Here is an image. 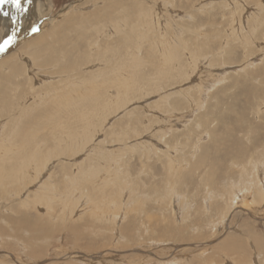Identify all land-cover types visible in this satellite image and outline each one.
<instances>
[{
    "label": "rangeland",
    "instance_id": "rangeland-1",
    "mask_svg": "<svg viewBox=\"0 0 264 264\" xmlns=\"http://www.w3.org/2000/svg\"><path fill=\"white\" fill-rule=\"evenodd\" d=\"M70 5L74 8L67 11L69 15L61 14ZM27 7V13L19 14L16 42L0 52V98L4 104L15 103L10 104L6 115H0V136L11 137L15 125H23L21 130L42 121L44 126L38 132L44 154L59 147V143L67 149L70 141L78 153L63 150L51 160L38 182L29 181L30 188L22 190V198L30 193L33 196L29 195V208L21 207L15 198L6 209L9 215H3L5 208H1L0 221L5 220L7 225L0 222V264H264V200L261 196L256 201L238 196L231 206L226 203L230 197L225 189L240 182L243 171L264 183V0H32ZM10 9L15 8L4 5L8 16L0 12V43L16 28ZM118 11L128 17L129 24L135 21L134 26H127L130 37L134 31L141 33L133 37L141 48L138 43H129L130 55L141 58L143 64L132 56L131 62L126 60L128 44L111 28L117 22L125 25L123 18L119 21ZM53 18L55 29L49 27ZM37 22L41 31L31 33ZM92 24L97 28L92 30ZM42 32L45 34L38 35ZM175 50L179 52L178 67L175 65L167 79H161L155 71L164 68L167 58L163 54ZM60 51L67 53L66 57ZM60 57L69 64H78L69 72L74 77L67 79V74L60 73L65 71ZM151 61L153 64L147 63ZM100 72L106 77L100 76L99 83L94 84L97 87L92 88V77ZM108 76L116 79L115 88L106 83L102 89V81ZM123 76L126 82H121ZM144 77L150 78L154 90L149 83L145 87L144 81L137 83ZM79 92L91 97L97 92L101 95L92 97L94 100L88 96L96 105L86 103L88 108L86 104L83 108L76 98ZM164 98L168 100L162 101ZM38 100L43 101L36 104ZM57 102L68 103V107L61 104L62 108L55 111ZM108 102L109 111L116 107L114 112H108ZM178 102V108L171 105ZM8 103L4 108H9ZM17 103L30 112L23 109L25 114L17 117ZM89 107L93 109L89 111ZM15 118L21 119L13 121ZM6 120L11 126L3 130ZM173 138L175 143L170 142ZM29 139H33L31 135ZM2 141L0 147L4 148ZM127 147L133 151H126ZM111 150L117 153L115 157ZM169 154L174 165L182 160L184 169L170 167ZM113 158L119 159L120 165L115 166ZM200 160L206 161L197 168ZM111 162L115 164L111 166ZM73 172L80 177L74 187L65 179ZM53 173L55 178L50 184L57 186V191L50 193L54 194L52 206L47 199L42 204L34 203L38 200L33 190L41 191L42 183ZM113 176H121L124 185L115 183L104 188L108 181L113 184ZM208 188L220 198L224 195V200L210 201L213 195L208 197ZM168 189L184 191L190 200L185 204L191 208L186 221H180L185 207L175 194L166 202L161 200ZM64 200L81 203L72 206L67 202L65 206L67 203H60ZM44 202L50 205L49 211ZM243 205L259 220L242 212ZM142 207L155 219L149 221ZM121 229L131 233L127 235ZM232 241L241 244L235 255L222 250Z\"/></svg>",
    "mask_w": 264,
    "mask_h": 264
},
{
    "label": "bare ground",
    "instance_id": "bare-ground-1",
    "mask_svg": "<svg viewBox=\"0 0 264 264\" xmlns=\"http://www.w3.org/2000/svg\"><path fill=\"white\" fill-rule=\"evenodd\" d=\"M114 1V0H113ZM116 1V0H115ZM140 1V0H139ZM150 5V4H149ZM150 7H152V5L150 6ZM73 9L74 7H73V5H70L66 10H64L63 12H61V14L63 13H65L66 15L68 14L67 13V11L69 10V9ZM143 8V7H142ZM145 8H147L146 6H145ZM148 9H150L149 8V6H148ZM10 10H12V15L14 16H17L18 17V19H17V22H16V28H19V24H20V15H19V13H17L16 12V9H10ZM142 11H145V10H142ZM146 11H148V10H146ZM150 11V10H149ZM69 12V11H68ZM118 14H120L121 16H118L119 18H121L119 21H122V18H123V22L125 23V25L123 24V23H115L114 24V26L113 27H111V28H114V30H115V33H117L118 35H119V37L122 39V41H124L125 43H127L128 44V47L127 48H125V49H127V50H125L126 51V53L127 54H125V56H127L128 58H126V60H128L129 59V61L131 62V56H132V58H135V61L136 62H138V64H140V63H144L143 61H142V59L141 58H138V56H135V55H130L131 54V52H130V45H132V44H130V43H138V46H139V48H141L142 47V45H141V43L140 42H138L137 40H135L133 37L135 36V35H137V36H140V32L139 31H134L133 33H132V37H130V33H129V31H128V25L130 26H134L133 25V23L135 22V21H133L131 24H129L128 23V17H125V16H123V14H121L120 13V11H118L117 12ZM142 14V13H141ZM69 15V14H68ZM144 15H146V14H144ZM253 15V14H252ZM60 16H62V15H60ZM142 16V15H141ZM144 18H145V16H144ZM140 20H141V17L139 18ZM143 19V18H142ZM55 19L53 18V19H51L50 20V23H51V25L49 26V27H54L55 26V21H54ZM139 21V20H138ZM142 22V21H141ZM139 23V22H138ZM137 23V24H138ZM40 24V22H37V25H39ZM142 24V23H141ZM141 24H139V25H141ZM258 24H260V25H263V23L262 22H259ZM59 25V24H58ZM45 27V26H44ZM44 27H42V28H44ZM90 28H92V30H94V29H96L97 27H95L93 24L91 25V27ZM54 29H55V27H54ZM113 30V29H112ZM111 30V31H112ZM41 31V30H40ZM52 31V30H51ZM110 31V30H109ZM54 32H55V30L52 32V34H54ZM43 34H41V33H39L38 35H44L45 33L44 32H42ZM113 34V33H112ZM115 35V34H114ZM49 36H51V35H49ZM48 36V37H49ZM111 36V35H110ZM110 36H108V37H110ZM53 37V35L51 36V37H49V38H52ZM107 37V38H108ZM111 38V37H110ZM45 40V39H44ZM130 42V43H129ZM152 43V42H151ZM155 46V45H154ZM173 46V45H172ZM153 47V46H152ZM54 48H56V47H54ZM155 48V47H154ZM154 48L151 50L152 52H154ZM156 50V49H155ZM63 51V50H62ZM62 51H60V52H62ZM129 51V52H128ZM150 51V52H151ZM176 51V52H175ZM175 51H173L172 53H170V54H168V55H166L165 53L163 54V56L164 57H166L167 58V62L165 61V65H166V63H167V66H166V68H165V65H164V68H162L161 70H159V69H157L156 71H155V73H157V75L162 79H167L169 76H170V74H171V71L175 68V65H176V67H178L177 65L178 64H176L177 63V61H178V59H179V52L177 51V50H175ZM150 52L148 53V55L150 54ZM63 53V55L66 57V55H67V53L65 54L64 52H62ZM112 53H115V52H112ZM129 53V54H128ZM150 56V55H149ZM33 57V56H32ZM39 57V56H38ZM38 57H33L34 59L35 58H38ZM71 59V58H70ZM148 59V58H147ZM59 60L62 62V66H63V69L65 70V71H62V72H60V73H65L64 75L66 76V74H67V79H70V78H72V77H74V75H70L69 74V72H71V66H73L74 68L75 67H77V63L75 64H73V62H71L70 64L69 63H67V62H65L64 60H62V57H60L59 58ZM156 60H158V59H156ZM72 61V60H71ZM148 61V60H147ZM157 62V61H156ZM147 63H151V64H153L152 63V61L151 62H147ZM129 64H131V63H129ZM128 64V65H129ZM137 64V65H138ZM173 65V66H172ZM120 66V65H119ZM144 66V65H143ZM143 66H141V67H143ZM64 67H66V68H64ZM140 67V68H141ZM119 68V67H118ZM126 68V67H125ZM122 69H124V68H122ZM142 69V68H141ZM165 69V70H164ZM116 70V69H115ZM140 70V69H139ZM105 70H103V72H104ZM113 71H114V69H113ZM130 71H131V68H130ZM134 71V70H133ZM136 71V70H135ZM141 71V70H140ZM137 72H138V70H137ZM12 73V72H11ZM11 73H10V76H12L11 75ZM119 73H121V72H119ZM119 73H115L114 72V75L115 74H118L119 75ZM123 73H125V72H122V75H124ZM127 73V72H126ZM132 73V72H131ZM98 74V73H97ZM109 74V73H108ZM107 74V75H108ZM128 74V73H127ZM133 74V73H132ZM136 74H138V73H136ZM135 74V75H136ZM105 76V74L103 73H101L100 72V74L98 75V77H92L93 78V81L94 82H92L91 83V85H92V88H95V87H97V86H94V84H98L99 82H98V80L97 79H100L99 77L100 76ZM111 75H113V74H111ZM134 75V76H135ZM72 76V77H71ZM97 76V75H96ZM126 76V75H125ZM106 77V76H105ZM109 77V76H108ZM107 77V78H108ZM124 77V76H123ZM130 77H132V75L130 76ZM129 77V78H130ZM136 77V76H135ZM107 78H105V82L104 81H102L103 83H102V89L103 88H105V86H106V83L107 84H109V87H110V85H111V83H112V87L113 88H115V82H116V79L114 80V79H111V77H109L108 79ZM119 78V77H118ZM142 78V77H141ZM144 79H145V77H144ZM120 80H121V78H120ZM61 81H63V82H65V80H61ZM127 81V78L126 77H124L122 80H121V82H126ZM137 83H140L141 84V81H144V82H142L143 84H144V87L148 84V86H151L153 83L151 82L150 83V78L149 77H147L145 80H138L137 79ZM83 82L84 83H86V80H83ZM98 82V83H97ZM101 82V81H100ZM128 82H131V81H128ZM132 82H134V81H132ZM125 84V83H124ZM128 84V83H127ZM127 84H126V87H127ZM118 85H120V84H118ZM123 85V84H122ZM121 85V86H122ZM129 85V84H128ZM132 85V84H131ZM130 85V86H131ZM130 86H128V87H130ZM141 85H139V87H140ZM134 87V86H133ZM138 87V88H139ZM143 87V88H144ZM117 88H119V87H117ZM123 88H125L124 86L123 87H120L119 89V91H121V90H123ZM141 88V87H140ZM139 88V89H140ZM151 88H152V86H151ZM127 89V88H126ZM132 89H134V88H132ZM148 89H149V87H148ZM93 90V89H92ZM152 90H154V88H152ZM104 91V90H103ZM56 92V91H55ZM54 92V93H55ZM59 92V91H58ZM72 92V90H70V93ZM109 92H110V89H109ZM109 92H107V93H109ZM138 92V91H137ZM154 93H155V91H153ZM94 93V92H93ZM128 93H130L129 91H128ZM128 93H126L125 94V96L128 94ZM132 93V92H131ZM46 94V93H45ZM97 94H98V92H97ZM97 94H95V95H97ZM135 94H137V93H135ZM139 94V93H138ZM153 94V93H152ZM40 95V93L37 95V96H39ZM51 95V94H50ZM71 95V94H70ZM91 94H86V93H84V95H83V92H79V94H77V96H76V98L77 99H79L80 101H81V104H82V106L81 107H83V108H85V105L83 106V104H86V103H90V105L89 106H91L92 105V103H94L95 105H96V102H94L93 100V98L92 97H94L95 95L93 94V96L91 97L90 96ZM99 95V94H98ZM101 95V94H100ZM99 95V96H100ZM103 95H104V93H103ZM133 95V94H132ZM141 95H142V93H141ZM149 95V94H148ZM174 95H177V93L176 94H169L168 96L169 97H172V96H174ZM42 96V95H41ZM44 97L46 96V95H43ZM42 96V97H43ZM51 96H54V95H51ZM51 96H49L50 98H52ZM88 96H90L93 100L91 101V98H90V100H88ZM36 97V96H35ZM47 97H48V95H47ZM104 97H106V95H104ZM103 97V98H104ZM115 97V96H114ZM119 97V96H118ZM128 97H130V95L128 96ZM128 97H127V100H128ZM37 98V97H36ZM62 98V97H61ZM74 97L72 96L71 97V99H73ZM95 98H98V97H95ZM102 98V97H101ZM100 98V102H101V100H103V98L101 99ZM123 98V97H122ZM42 99V98H41ZM40 99V100H41ZM58 99V98H57ZM57 99H55V100H57ZM60 99V98H59ZM99 99V98H98ZM120 99H121V97H120ZM4 100V99H3ZM1 98H0V115L1 114H4V115H6L5 113H6V111L8 110V109H10V107L12 106V105H15V103L14 104H12L11 102H7L8 104H9V108H4L6 105H7V103L6 104H4V101H3ZM63 100V99H62ZM61 99H60V101H62ZM163 100H168L167 98H164V99H162V101ZM9 101V100H8ZM15 101V100H14ZM43 101V100H42ZM41 101V102H42ZM60 101H58V102H60ZM74 101V100H73ZM80 101L78 102V103H80ZM106 101V100H105ZM104 101V102H105ZM115 101V100H114ZM113 101V102H114ZM123 101V100H122ZM129 101V100H128ZM131 101H132V99H131ZM169 101H170V99H169ZM39 100H38V102L36 103V104H38V103H41ZM58 102L56 103V105H55V108H54V110L55 109H57V110H55V111H59V109H60V105L62 104V105H64V108L65 107H68V103L67 104H63V102H61V104H58ZM35 103V102H34ZM71 103H73V102H71ZM70 103V104H71ZM78 103L76 104V106H78ZM109 103V102H108ZM107 103V104H108ZM10 104H12L11 106H10ZM18 104V103H17ZM16 104V105H17ZM19 104H20V108H19ZM18 104V108L20 109V110H18L15 106H13L14 108H16L18 111V114H19V116H17V117H21L20 115H24L25 113H22L25 109H26V111H28V113L30 112V109H28L27 110V108L26 107H24V108H22L21 107V103H19ZM69 104V105H70ZM80 104V105H81ZM88 104H86V107H87V105ZM168 104V103H167ZM53 105V106H54ZM73 105V104H72ZM100 105V104H99ZM113 105H114V103H113ZM115 105H117V104H115ZM128 105H130V104H128ZM171 105L172 106H175L176 105V108H178V106H179V102L178 103H171ZM26 106H27V104H26ZM37 106V105H36ZM101 106H102V104H101ZM110 106V103L108 104V106H106L107 107V110H108V107ZM119 106V105H118ZM131 106V105H130ZM129 106V107H130ZM70 107V106H69ZM92 107H94V105H92ZM90 108L89 107V111H90V109L92 110L93 108ZM100 107V106H99ZM121 107H122V104H121ZM28 108H30V106L28 107ZM31 108H32V106H31ZM33 108L35 109V107L33 106ZM62 108V107H61ZM73 108V107H72ZM71 108V109H72ZM79 108V107H78ZM88 108V107H87ZM86 108V109H87ZM95 108H96V106H95ZM101 108V107H100ZM102 108H104V107H102ZM114 108H116V107H113V108H110V111H111V109H113V112H114ZM24 109V110H23ZM66 109V108H65ZM69 109V108H68ZM99 109V108H98ZM105 109V108H104ZM118 109V108H117ZM117 109H115V110H117ZM120 109V108H119ZM118 109V111H120ZM123 109V108H122ZM47 110V109H46ZM53 110V109H52ZM52 110H51V112H52ZM79 110V109H78ZM81 110V109H80ZM96 110H97V108H96ZM107 110H104V111H107ZM16 111V110H15ZM14 111V112H15ZM25 111V112H26ZM61 111V110H60ZM64 111V110H63ZM99 111H100V109H99ZM103 111V112H104ZM109 110H108V112H110ZM13 112V113H14ZM50 112V111H49ZM62 112V111H61ZM60 112V113H61ZM64 112H66V111H64ZM95 112H97V111H95ZM112 112V111H111ZM110 112V113H111ZM116 112V111H115ZM121 112V111H120ZM47 114H48V112H46ZM99 113V112H98ZM118 113V112H117ZM117 113H115V114H117ZM9 114V113H8ZM50 114V113H49ZM114 114V113H113ZM114 114V115H115ZM129 114H130V112H129ZM15 115V114H14ZM17 115V114H16ZM53 115V114H52ZM55 115V114H54ZM53 115V116H54ZM80 115H82V114H80ZM9 116V115H8ZM51 116V115H50ZM48 116L49 118H51V117H53V116ZM85 116H86V114H85ZM89 116H91V115H89ZM11 117V116H10ZM13 117V116H12ZM48 117H46V118H48ZM82 117V116H81ZM87 117V116H86ZM86 117H85V119H86ZM115 117V116H114ZM21 118H18V120L15 118V120L13 119V121H19ZM53 119H55L54 117H53ZM80 119V118H79ZM83 119V118H82ZM51 120H52V118H51ZM9 121V120H8ZM10 121H12V120H10ZM44 121V120H43ZM55 121V120H54ZM53 121V122H54ZM46 122V121H45ZM18 123V122H17ZM16 123V124H17ZM44 122H39L36 126H33V127H30V128H25V129H21L20 130V128L23 126H21V125H15V130L14 129H11L12 131L14 130L15 132L13 133V135L12 134H10V136L11 137H9V138H7V137H1L0 136V143H1V139L3 140L2 141V143L3 144H5V146H4V148H1L0 147V201H2L1 202V204H0V210H1V208L2 207H4L5 209L3 210V212H1L3 215H9V214H5V212L6 213H8V211H6V209L7 208H9V207H11L14 203V198L18 201V203H19V205L21 206V207H23V208H25V209H27V208H29L30 207V205H31V200H30V198H29V195H30V197L32 196L31 195V193L29 194V195H26L25 196V198H22L23 197V193H24V191H22L23 190V188H26V187H28V183H30L29 181H31V182H38L40 179H41V177H42V175L44 174V171H46L45 169H47L46 167L48 166V164L50 165L51 164V160L53 159V158H55L57 155H60V154H62V152H63V150H67L69 153L70 152H74V154L75 155H77V153L78 152H76L72 147H73V143H71V141H70V144L67 146L66 144V148L67 149H65L64 147V143H63V141H64V139H62L61 138V136L63 135H59L60 136V138H61V140H63L62 141V143H63V145H60L61 143H59V147H56V148H54V149H52L53 151H51V152H48L49 154L48 155H46V154H44L43 153V149H41L42 147H41V145H39V143H40V138H39V132H38V130L40 131V127H42V125L44 126V124H43ZM23 124V123H22ZM46 124H47V122H46ZM7 125H10V123H8L7 122V120H6V122H4L3 123V130H5L6 129V127H8ZM11 126V125H10ZM18 126H19V128H18ZM54 126V125H53ZM12 127H13V125H12ZM24 127H25V125H24ZM195 128H198V123H195ZM10 129V128H9ZM43 130V129H42ZM196 129H195V131L193 132L194 134L193 135H191L193 138H194V136H195V133H196ZM11 132V131H10ZM9 132V133H10ZM27 132H29V133H27ZM55 133V132H54ZM53 133V134H54ZM50 134V133H49ZM90 134V133H89ZM30 135H31V138H33V139H29V137H30ZM57 134H54L53 136H56ZM59 136H58V138H59ZM68 136V135H67ZM70 136V135H69ZM68 136V139L70 138ZM46 137H47V135H46ZM176 138L179 140V136H176ZM200 138V137H199ZM53 139V138H52ZM52 139H50V141H53ZM55 139V138H54ZM49 140V139H48ZM56 140V139H55ZM200 141H201V138L199 139ZM204 140V139H203ZM212 140V139H211ZM58 141V140H57ZM59 141H60V139H59ZM73 141V140H72ZM173 141V142H172ZM55 142V141H54ZM170 142L171 143H175L176 142V140H174V138L173 139H171L170 140ZM188 141H186V143H187ZM76 143V142H75ZM119 143V142H118ZM142 144V143H141ZM180 144V143H179ZM206 144V143H205ZM43 145V144H42ZM56 145H58V143L56 144ZM120 145V144H119ZM169 145V144H168ZM173 145V144H172ZM178 145V144H177ZM180 145H182V144H180ZM193 145V144H192ZM198 145V144H197ZM2 146V145H1ZM63 146V147H62ZM126 146H129V145H125V147ZM154 146V145H153ZM171 146V145H170ZM187 146V145H186ZM64 148V149H62V148ZM77 147V146H76ZM79 147V146H78ZM155 147V146H154ZM198 147H199V145H198ZM51 148V147H50ZM72 148V149H71ZM103 148V147H102ZM127 148H129V149H127ZM126 148V151L127 150H131L132 149V151H133V148H130V147H127ZM176 148V147H175ZM194 149V148H193ZM104 150V149H103ZM106 151H107V149H105ZM157 151V150H156ZM161 151V150H160ZM195 151V150H194ZM193 151V152H194ZM198 151V150H197ZM110 152V151H109ZM117 152V151H116ZM120 153L122 152V151H119ZM138 152V151H137ZM165 152V151H164ZM168 152V151H167ZM108 153V152H107ZM111 154H113V157H115L114 155L115 154H117V153H113L112 152V150H111V152H110ZM210 153V152H209ZM110 154V155H111ZM180 154H181V152H180ZM180 154H178V155H180ZM206 154H207V152H206ZM205 154V152H204V155H206ZM109 154H107V156H108ZM188 155V154H187ZM204 155H201L200 157H205ZM106 156V155H105ZM168 156V159H167V164L168 165H170V167H174V169L175 170H180V168L182 169L183 168V164H182V166H181V161L179 162L178 161V163H176L175 165H174V160H173V158L172 157H170V154L169 155H167ZM173 156V155H172ZM186 156V155H185ZM189 156V155H188ZM108 157H110V156H108ZM179 157V156H178ZM107 158V157H106ZM182 159V158H181ZM106 160V159H105ZM110 160V159H109ZM108 160V161H109ZM107 161V160H106ZM106 161H105V163H106ZM112 161H116V164H115V162L113 163V164H115V166L116 165H120V160L119 159H117V158H113V160ZM204 161H206V160H200V161H198V162H196V166H197V168H199V167H201L202 165H203V163H204ZM109 162H107L106 164H108ZM112 164V162H111V166L113 165ZM76 165V164H75ZM110 165V164H109ZM186 165H188V164H186ZM262 165L264 166V163H262ZM114 166V167H115ZM179 166V168H177ZM110 167V166H109ZM116 168V167H115ZM121 168V167H120ZM196 168V169H197ZM184 169V168H183ZM187 169H188V167H187ZM195 169V170H196ZM118 170H120V169H118ZM117 170V171H118ZM173 170V169H172ZM109 171H110V169H109ZM171 171V170H170ZM259 171V170H258ZM51 172V171H50ZM83 173V172H82ZM116 173V172H115ZM244 173V171L242 172V177L240 176V179H241V181L240 182H236V183H234V184H230L231 186H229V185H226V186H228V187H226L225 189H226V193L228 194V197H230V198H228L229 199V201L228 200H226V203H228V205L229 204H232L231 206H233V204H235L237 201H238V196H241L242 198H244V197H247V198H250V199H253L254 201H256V199L258 198V196H261V200H264V183H262L261 181H257V178L255 177V176H253V174L252 175H248V173H245V174H243ZM112 174V173H111ZM111 174H109L110 176H111ZM240 174H241V172H240ZM71 174H69L65 179H67V180H70L68 183H69V185H71L72 187H74V186H76L77 185V179L79 180V174L78 173H76V172H73L72 173V176H70ZM98 175V174H97ZM118 175V173L116 174V176ZM121 175V174H120ZM174 175V174H173ZM108 176V175H107ZM109 176V177H110ZM115 176V175H114ZM113 176V177H114ZM123 176V175H122ZM251 176V177H250ZM112 177V178H113ZM120 177L121 176H119V178H115V180L113 181V184H110L111 183V181L109 182L108 181V185H105V187L104 188H108L107 186H111L112 185V187H113V185L116 183V185H119V184H121V186L122 185H124L123 184V182H121V180H120ZM181 177V176H180ZM179 177V178H180ZM55 178V176H54V173L53 174H51L50 175V177L48 178V179H46L47 180V182H46V180L42 183V186L40 187V189H41V191L39 190V192H35L36 191V189L35 190H33V189H31V190H33L34 192H32L33 194H35L34 196H35V199H37L38 201H36V202H34V203H37V204H42L43 202V200H45V199H47V201L50 203V205H51V201H53V199H52V196L54 195V194H50V193H55L56 191H57V186H53L52 184H50L52 181H53V179ZM108 178V177H107ZM123 180V179H122ZM176 180H177V176H176ZM42 181V180H41ZM174 181V180H173ZM178 182V181H177ZM177 182L175 183V184H177ZM128 183V182H127ZM34 184V183H33ZM129 184V183H128ZM131 184V183H130ZM37 185V184H36ZM79 185H81V184H79ZM127 185V184H126ZM209 185V184H208ZM78 186V185H77ZM97 186H100L101 187V185H97ZM133 186V185H132ZM37 187V186H36ZM94 187V186H93ZM169 187V186H168ZM177 187V186H176ZM181 187V186H180ZM28 188H30V187H28ZM31 188H32V186H31ZM75 188H77V187H75ZM97 188V187H96ZM95 188V189H96ZM102 188V187H101ZM104 188H103V190H104ZM134 188V187H133ZM171 188V187H170ZM183 188V187H182ZM74 189V188H73ZM79 189V188H78ZM94 189V190H95ZM181 189V188H180ZM77 190V189H76ZM98 190V189H97ZM101 190V189H100ZM72 191V190H71ZM70 191V192H71ZM96 191V190H95ZM102 191V190H101ZM100 191V194L102 193ZM181 191H183V190H181ZM236 191H237V193H236ZM28 193L30 192V191H27ZM74 192H76V191H74ZM78 192V191H77ZM80 192H81V190H80ZM99 192V191H98ZM171 191H169V189H168V191L165 193V196H166V198L165 197H163V198H161V200L162 201H164V202H166V200H168V198H170V197H172V194L174 195H176L177 196V198L179 199L178 201L180 202V205H182V206H184L185 207V211H183V214H182V218H181V220L180 221H186L188 218H189V216H191V211H190V207L189 208H186L187 206H189V205H185V204H188V203H190V200H188V198L185 196V194H184V191L183 192H181L180 193V190H179V193L177 192V193H175V191H173L172 190V192L170 193ZM208 197H210V196H212V198H210V201H212L213 199H222V200H224V198H225V196L224 195H222L221 196V198H220V194L219 195H217V193H215V191H214V189L212 188V189H210V188H208ZM213 193V194H212ZM25 195V194H24ZM85 195V194H84ZM89 195V194H88ZM226 195V194H225ZM14 196V197H13ZM79 196H81V194L79 195ZM91 196V195H90ZM89 196V197H90ZM95 196H96V194H95ZM99 196V195H98ZM122 196V195H121ZM124 196V195H123ZM219 196V197H218ZM33 197V196H32ZM81 197H83V196H81ZM110 197V196H109ZM131 197V196H130ZM126 198V197H125ZM74 199H76V198H74ZM78 199V198H77ZM84 199V198H83ZM101 199V198H100ZM150 199V198H149ZM239 199H241V198H239ZM15 200V201H16ZM33 200H34V198H33ZM50 200V201H49ZM69 200V199H68ZM68 200H64V201H61L60 203H62L63 202V204H65V203H71V205L73 206V204H75V202L76 201H73L74 203H72V202H70V201H68ZM114 200V199H113ZM148 200V198H146V200L145 201H147ZM46 201V202H47ZM72 201V200H71ZM78 201V200H77ZM88 201V200H87ZM91 202H93L92 200H90ZM89 201V202H90ZM115 201V200H114ZM171 201V200H170ZM205 201H207L206 199H205ZM246 201H248V200H246ZM246 201H244V202H246ZM46 202H44L45 204H46ZM57 203H59V202H57ZM68 203L67 204H65V206H67L68 205ZM79 203H81L80 201H79ZM78 202H76V205L77 204H79ZM114 203V202H113ZM248 203V202H247ZM246 203V204H247ZM253 203H255V202H253ZM56 204V203H55ZM103 204V203H102ZM262 204V203H261ZM46 205H48V211L50 210V205L49 204H46ZM53 205H54V203H53ZM71 205H69V206H71ZM80 205V204H79ZM91 205V204H90ZM92 205H93V203H92ZM98 205H100L99 203H98ZM114 205H116V204H114ZM245 205V204H244ZM243 205V207H241L240 209H241V211L243 212H245V213H248L249 215H252V214H250V212H249V210H248V208L246 207V206H244ZM52 206V205H51ZM71 206V207H72ZM75 206V205H74ZM110 206H112V205H110ZM109 206V207H110ZM117 206H118V204H117ZM117 206H113V207H116V209L115 210H117L118 209V207ZM231 206H226L225 207V209L227 208V209H231ZM39 207V206H38ZM63 207V206H62ZM88 207V206H87ZM229 207V208H228ZM74 208V207H73ZM88 208H91V210H92V207H88ZM87 208V209H88ZM94 208V207H93ZM107 208V207H106ZM143 208L144 207H142V209H141V211H143V213H145V217L149 220V221H151L152 219H155V217H154V215H153V213L152 214H150V213H148V212H145L144 210H143ZM148 208V207H147ZM65 209V208H64ZM84 209H85V207H84ZM103 209V208H102ZM238 209V208H237ZM112 210V209H111ZM114 210V211H115ZM234 210V209H233ZM239 210V209H238ZM66 211V210H65ZM73 211V215L75 214V212H74V209L72 210ZM140 211V212H141ZM230 211V210H229ZM232 211V210H231ZM71 211H69V213H70ZM132 212H134V209H132ZM226 212V211H225ZM63 213V212H62ZM61 213V214H62ZM64 214V213H63ZM67 214V213H66ZM65 214V215H66ZM115 214V213H114ZM223 214V213H222ZM230 214H231V212H230ZM64 215V216H65ZM70 215L72 216V214L70 213ZM68 216V218H71V216L69 217V215H67ZM143 216V217H144ZM233 216V215H232ZM60 217V216H59ZM95 217H96V215H95ZM100 217V216H99ZM103 217V216H102ZM252 217L253 218H255V219H257L254 215H252ZM64 218H66V217H64ZM64 218H62V219H64ZM73 218V217H72ZM111 218H113L112 216H111ZM116 218V217H115ZM230 218V217H229ZM104 219H106V218H104ZM60 220V219H59ZM103 220V219H102ZM116 220V219H115ZM257 220H259V219H257ZM103 221H105V220H103ZM109 221V220H108ZM2 224H4V225H7V223H6V221L5 220H1L0 221ZM116 222H117V220H116ZM173 222V221H172ZM101 224V223H100ZM223 225V224H222ZM2 229V226H1V224H0V230ZM202 229V228H201ZM59 230V229H58ZM122 230V229H121ZM128 230V229H127ZM114 231V230H113ZM123 231V230H122ZM126 231V230H125ZM37 232V231H36ZM124 232V231H123ZM130 233H131V231H129ZM129 232H128V234H129ZM125 234H127L126 232H124ZM123 233V234H124ZM182 233H184V232H182ZM127 234V235H128ZM131 236V235H130ZM125 239V238H124ZM127 239V238H126ZM134 239V238H133ZM132 239V240H133ZM136 239V238H135ZM119 241V240H118ZM127 241V240H126ZM130 240H128L127 242H129ZM230 241V240H229ZM235 241H232V242H229V244L227 243V245H224L223 247H222V250L224 251V252H226V253H231V254H233V255H235L236 254V252H238V250H239V246H241V244L239 245V244H235L234 243ZM223 244V243H222ZM206 245V244H205ZM216 249V248H215ZM237 250V251H236ZM236 251V252H235ZM76 254H80V256H83V254L81 253V252H74V255H76ZM147 254V253H146ZM151 255V254H150ZM79 256V257H80ZM264 256V255H263ZM84 257V256H83ZM92 258V257H91ZM99 258V257H98ZM96 260V259H95ZM16 262H18V261H16ZM19 264H21L20 262H18Z\"/></svg>",
    "mask_w": 264,
    "mask_h": 264
},
{
    "label": "snow or ice",
    "instance_id": "snow-or-ice-1",
    "mask_svg": "<svg viewBox=\"0 0 264 264\" xmlns=\"http://www.w3.org/2000/svg\"><path fill=\"white\" fill-rule=\"evenodd\" d=\"M31 3L32 0H25L24 4H22V0H0V12H2L4 16H8L9 13L7 11H4V5H12L16 9V12L22 16L28 12L27 5H30ZM17 19V16H12V23L15 24L17 22ZM18 31L19 28H13L11 34L6 35V38H4L3 42L0 43V52L8 50L9 47L16 42V34ZM38 31H40L39 25H34L31 27V33H36Z\"/></svg>",
    "mask_w": 264,
    "mask_h": 264
}]
</instances>
